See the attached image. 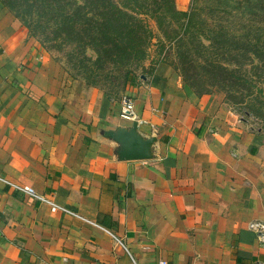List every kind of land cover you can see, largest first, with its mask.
I'll return each mask as SVG.
<instances>
[{
	"label": "crops",
	"instance_id": "obj_1",
	"mask_svg": "<svg viewBox=\"0 0 264 264\" xmlns=\"http://www.w3.org/2000/svg\"><path fill=\"white\" fill-rule=\"evenodd\" d=\"M124 95L152 160L116 159L99 131L132 124L120 101L64 76L0 7V176L90 222L0 185V264H264L249 229L264 222V132L163 66Z\"/></svg>",
	"mask_w": 264,
	"mask_h": 264
},
{
	"label": "rangeland",
	"instance_id": "obj_2",
	"mask_svg": "<svg viewBox=\"0 0 264 264\" xmlns=\"http://www.w3.org/2000/svg\"><path fill=\"white\" fill-rule=\"evenodd\" d=\"M72 1L84 5V0ZM201 1L193 23L181 20L180 28L166 18L161 32L150 16L141 15L153 35L145 56L138 62L118 65L110 61L94 65L98 57L95 50L88 45L69 44L72 35L56 40L47 36L50 30L61 28L66 34L78 32L80 25L68 20L72 14L85 13L88 19L99 21L97 11L91 12L90 6L81 10L66 7L57 16L36 8L30 28L23 26L3 4L0 7L19 23L22 40L33 41L59 72L77 84L98 89L108 99H122L128 86L126 73L138 79L163 66L198 94L220 92L225 104L250 128L264 132V0ZM175 7L181 12L191 11V0H175ZM28 9L31 7L24 11ZM161 33L171 38L163 39ZM74 41H78L76 35Z\"/></svg>",
	"mask_w": 264,
	"mask_h": 264
},
{
	"label": "trees",
	"instance_id": "obj_3",
	"mask_svg": "<svg viewBox=\"0 0 264 264\" xmlns=\"http://www.w3.org/2000/svg\"><path fill=\"white\" fill-rule=\"evenodd\" d=\"M7 1L0 0V3L26 28H30V23L33 24V18L36 16L34 9L36 8L39 9L38 12L45 10L44 14L52 16L63 13V8L66 7H77L81 10L84 9V6H90L91 12L97 11L99 21L88 19L85 13L84 15L76 13L68 17L70 22L80 25L77 28L78 32L75 31L76 33L69 32L66 34L61 28L50 30L49 35H47L54 40L64 35L68 38L72 35L68 39L69 44H74L76 47H80V45L90 46L98 55L94 65L104 61H110L114 65L121 62L122 64H132V62L140 61L144 58L150 40L153 38L148 25H145L140 19L141 15L150 16L162 32L166 18L169 22L178 24L179 28L183 26L181 20L191 25L197 6L202 2L201 0H191V11L181 12L176 10L175 0H84L83 6L76 5L72 0ZM26 2L28 5H24ZM26 7H31V9L25 12L24 8L26 9ZM22 10L25 14L21 13ZM58 18L60 17L58 16ZM74 35H76L77 42L74 41ZM162 38L171 37L163 33ZM143 76L147 77L146 75ZM125 78V84H130L133 79V77L128 76V73H126ZM203 94L209 93H200L199 95Z\"/></svg>",
	"mask_w": 264,
	"mask_h": 264
},
{
	"label": "built area",
	"instance_id": "obj_4",
	"mask_svg": "<svg viewBox=\"0 0 264 264\" xmlns=\"http://www.w3.org/2000/svg\"><path fill=\"white\" fill-rule=\"evenodd\" d=\"M119 117L125 121L134 122L136 120L135 112H134V102L128 96L124 95L122 99L120 100ZM0 185L15 193L25 195L31 198L32 200L45 205L46 207H48L50 213L52 214H60V215L68 216L69 218L74 219V220H78L84 223H90L87 219H85L79 213L69 209L66 206L57 204L49 197L36 192L34 189L30 187L18 185L1 176H0ZM92 225H96V224L92 223ZM249 229L255 233L259 244L264 248V222H253L249 225ZM111 237L116 246H120L121 248L125 250V252H128L124 243L120 239H118L114 235H111ZM162 264H165V263H162Z\"/></svg>",
	"mask_w": 264,
	"mask_h": 264
},
{
	"label": "water",
	"instance_id": "obj_5",
	"mask_svg": "<svg viewBox=\"0 0 264 264\" xmlns=\"http://www.w3.org/2000/svg\"><path fill=\"white\" fill-rule=\"evenodd\" d=\"M99 135L115 144L113 153L118 161H149L154 158L157 138L143 136L138 130L137 121L128 127L100 130Z\"/></svg>",
	"mask_w": 264,
	"mask_h": 264
}]
</instances>
